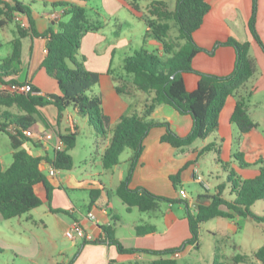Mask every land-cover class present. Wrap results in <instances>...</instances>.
Segmentation results:
<instances>
[{"label": "crops", "instance_id": "crops-1", "mask_svg": "<svg viewBox=\"0 0 264 264\" xmlns=\"http://www.w3.org/2000/svg\"><path fill=\"white\" fill-rule=\"evenodd\" d=\"M21 1L29 5L30 17L40 34L48 29L57 31L59 22L69 18V15H63L64 7L53 6L54 3L68 2L85 7L89 23L97 24L98 28L82 37L78 54L84 56V65L88 70L101 74L99 81L91 87L90 94L101 98L102 112L109 117L110 127L122 115L142 111L153 93L137 89L127 94L118 93L114 77L131 79L123 70V60L136 50L145 48L148 51L162 52L161 45L156 40H143L148 26L140 15L146 14L148 5L155 0ZM158 1H163L170 12L176 3V0ZM207 1L210 9L193 34L195 43L204 50L193 56L192 68L213 75L229 74L235 61L234 48L220 45L212 53L206 50H212L217 42L234 38L250 43L249 54L255 60L257 70L245 85L227 97L218 116L217 130L206 137L196 139L186 147L176 148L160 140L165 127L157 126L149 130L129 186L144 187L174 202L164 201L154 210L140 211L136 207L128 209L120 198L121 202L115 200V196H112V201L110 196L117 195L115 189L128 170L131 150L127 159L120 160L119 156V164L104 168L102 155L110 143L111 133L98 135L87 116L80 115L72 105L66 106L59 118L54 104L44 105L34 114L35 122L31 127L34 136L23 142L22 147L33 156L42 157L39 168L53 186L51 199L47 200L44 185L37 183L34 191L41 199L38 207L8 219L0 214V247L4 250L0 254V264H57L69 260L78 249L80 251L71 264H109L110 261L150 264L159 256L146 252L120 253L114 245L108 243H83L84 239L80 237L69 239L64 231L76 221L91 239L103 238V228L110 227L125 247L152 250L178 247L190 236L184 201L190 205H195V199L202 200L203 204L208 203L199 195L216 190L218 185H210L213 173L221 169L226 182V172L220 162L228 164L229 169L234 170L241 178H253L258 174L257 166L240 167L232 159L234 150L242 152L245 161L249 163L259 157L264 158V49L252 37L248 28L252 0ZM133 6H137L139 10ZM50 13H54L56 17H50ZM17 20L26 25L28 23L25 15L18 16ZM7 23L0 26L2 57L11 52V41L16 36L14 29ZM170 24L169 38L174 39L178 34L177 26L172 21ZM6 28H9L8 32ZM256 28L264 45V0H258ZM46 41L41 35L27 34L21 38L20 71L9 77L17 82H29L35 88L33 93L40 96L60 93L56 80L41 67ZM183 79L186 91L191 92L197 86L199 75L186 72ZM239 96H246L247 110L256 125L245 133H241L230 121ZM8 110L18 112L16 107ZM150 117L168 122L171 130L179 136L188 134L192 127V117L179 113L169 104L157 105ZM35 126H39L41 131ZM64 133L76 134L75 145L69 150L72 166L69 169L55 168L54 175H50L48 171L53 166L48 160L54 158L59 135ZM212 142H219V154L210 150L199 155V151ZM12 153L8 135L0 131V169L4 170L10 165ZM195 186L198 188L193 193ZM180 188L185 190L187 198L180 197ZM49 206L60 211H52ZM89 212L95 219L87 216ZM128 216L132 218L128 219ZM239 218L237 215L226 218L232 224V233L238 226L236 224ZM138 226L152 227L153 231L139 234ZM188 247L193 246H186L178 252L177 257L169 254L163 257L178 260Z\"/></svg>", "mask_w": 264, "mask_h": 264}, {"label": "trees", "instance_id": "trees-1", "mask_svg": "<svg viewBox=\"0 0 264 264\" xmlns=\"http://www.w3.org/2000/svg\"><path fill=\"white\" fill-rule=\"evenodd\" d=\"M53 6H63V15H69L66 21L59 22V29H48L38 33L30 17L29 5L21 0H0V26L7 22H15L16 36L11 41V52L0 56V83H16L9 78L20 71L21 38L27 34L41 35L47 39L45 56L41 67L48 75L54 78L59 87V94L46 96L34 93H18L15 91L0 90V131L5 132L13 148L10 165L0 169V214L4 219L19 216L28 210L38 207L41 199L34 191L37 183H42L46 190V198L51 199L53 186L46 175L40 170L42 157L33 156L22 147L23 142L29 141L23 133L31 129L35 122L34 114L38 108L47 104H54L58 109V118L61 111L72 105L80 115L87 116L89 123L100 136L111 133L109 145L102 155L104 168H111L120 163L119 156L126 149L131 150L128 160L129 167L125 177L117 185L115 192L128 209L136 207L140 211L154 210L161 202L174 200L154 194L144 187L131 188L129 186L132 174L144 149V139L153 127H165V133L160 140L176 148L190 145L194 140L204 138L218 128V116L228 96L235 94L256 73L255 60L250 56V43L228 38L217 42L212 53L220 45L234 48L235 61L232 71L227 75H213L195 71L192 68L193 56L204 50L194 39V32L202 24L204 16L210 6L207 0H176L173 11H168L163 1H152L148 5L146 14L140 15L148 26L143 40L154 39L160 43L162 52L148 51L145 48L136 50L123 60V70L131 79L122 76L114 77L115 89L118 93H130L137 89L145 93H153L151 99L144 105L141 112H129L122 115L113 127L110 119L102 112L101 98L90 94L91 87L100 79V73L88 70L84 65V56L79 55L82 37L98 28L97 24H90L85 7L68 2L54 3ZM139 10L137 6H133ZM258 0H252L251 14L248 28L252 37L264 49L260 40L256 19ZM28 17L26 26L17 20L18 16ZM170 21L177 26L178 34L174 39L169 38ZM182 41V43H180ZM195 72L199 75L196 88L188 92L184 86L183 74ZM111 73V70H108ZM35 91V88H33ZM169 104L179 113L189 114L192 117V127L188 134L179 136L174 133L168 122L159 121L150 117L157 105ZM16 107L18 112L8 109ZM230 121L241 133L248 132L256 125L247 110L246 96H239ZM63 143L61 150H56L54 158L48 160L57 169H69L72 158L69 150L75 145L76 134L64 133L59 135ZM219 142H212L204 146L199 155L214 150L219 154ZM232 159L240 167L257 166L258 174L253 178H241L228 164L221 163L226 172L225 184L218 185L214 192L205 191L199 195L208 200L207 204L198 203L192 208L187 201L185 216L188 221L190 236L178 247L152 250L135 247H125L115 237L110 227H104V237L84 239L83 243H108L114 245L120 253L146 252L158 255L159 258L150 264H180L173 255L192 245L199 248V231L201 224L215 217L233 218L251 217L258 223H264V216L254 213L251 205L258 200H264V158L259 157L253 163L245 161L242 152L234 150ZM174 180V178H171ZM229 190L228 196L223 195L224 188ZM94 201L93 194L91 202ZM50 210L57 211L60 209ZM63 211V210H61ZM153 231L152 227L138 226L139 234ZM4 250L0 247V254ZM80 249L67 261L57 264H71L77 257ZM255 258L264 264V243L254 253ZM245 258L236 254L229 260V264H238ZM215 256L212 264H228ZM109 264H121L110 261Z\"/></svg>", "mask_w": 264, "mask_h": 264}, {"label": "rangeland", "instance_id": "rangeland-1", "mask_svg": "<svg viewBox=\"0 0 264 264\" xmlns=\"http://www.w3.org/2000/svg\"><path fill=\"white\" fill-rule=\"evenodd\" d=\"M7 24L16 32L15 22H8ZM8 31L9 28H6V32ZM35 127L41 129L39 126ZM129 155L130 149L127 148L120 155V160L127 159ZM213 175L214 178L210 182L212 187L225 184V176L221 169L216 170ZM196 186L199 187V184H196ZM196 186L193 188V193H196L194 190L198 188ZM223 195H228L227 188H224ZM112 196H115V200L121 202L115 194L110 196L112 201L114 200ZM194 202L202 203V200L195 199ZM190 206L194 208L195 205ZM250 208L254 213L264 216V200L255 201ZM127 218L131 219L132 217L128 216ZM231 226L230 220L222 217H215L202 223L199 231V248L188 247L184 255L177 260L178 263L212 264L215 256L228 263L232 256L241 254L245 258L238 264H261L255 258L254 253L264 243V223H258L251 217H240L234 233L231 232Z\"/></svg>", "mask_w": 264, "mask_h": 264}, {"label": "built area", "instance_id": "built-area-1", "mask_svg": "<svg viewBox=\"0 0 264 264\" xmlns=\"http://www.w3.org/2000/svg\"><path fill=\"white\" fill-rule=\"evenodd\" d=\"M50 17L54 18L56 17V15L54 13H50L49 14ZM22 26H26L25 23L21 22ZM0 90H8V91H15L18 93H33V87L29 82H19V84L16 83H9V84H2L0 83ZM24 135L28 138H32L34 136L33 132L31 131V129H27L23 131ZM63 143L62 141L59 139L57 144H56V150H61L63 148ZM48 173L50 175H54L55 173V168L54 167H50ZM198 180H201L200 176H197ZM178 194L180 195L181 198H187V193L185 192L184 189L180 188L178 190ZM87 216L90 219H95V217L93 216L92 213H88ZM64 235L69 238V239H74L75 237H80L83 239H91V237L89 236V234H87L84 229L80 226V224L78 222H73L71 227H69L68 229H66L64 231ZM173 256H178V253H174Z\"/></svg>", "mask_w": 264, "mask_h": 264}, {"label": "water", "instance_id": "water-1", "mask_svg": "<svg viewBox=\"0 0 264 264\" xmlns=\"http://www.w3.org/2000/svg\"><path fill=\"white\" fill-rule=\"evenodd\" d=\"M195 205H197V203H195Z\"/></svg>", "mask_w": 264, "mask_h": 264}]
</instances>
